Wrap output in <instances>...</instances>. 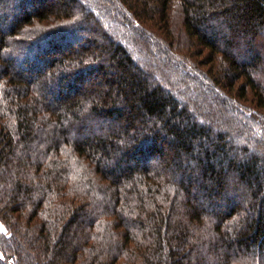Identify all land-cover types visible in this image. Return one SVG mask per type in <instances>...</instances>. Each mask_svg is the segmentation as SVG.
<instances>
[{"label":"trees","instance_id":"trees-1","mask_svg":"<svg viewBox=\"0 0 264 264\" xmlns=\"http://www.w3.org/2000/svg\"><path fill=\"white\" fill-rule=\"evenodd\" d=\"M0 264H264V0H0Z\"/></svg>","mask_w":264,"mask_h":264},{"label":"rangeland","instance_id":"rangeland-1","mask_svg":"<svg viewBox=\"0 0 264 264\" xmlns=\"http://www.w3.org/2000/svg\"><path fill=\"white\" fill-rule=\"evenodd\" d=\"M0 228H3V227L0 225ZM0 260H3V259L0 257Z\"/></svg>","mask_w":264,"mask_h":264}]
</instances>
